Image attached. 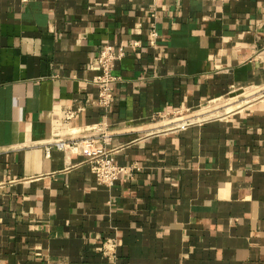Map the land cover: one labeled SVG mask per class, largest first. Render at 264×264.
Segmentation results:
<instances>
[{
  "label": "crops",
  "instance_id": "1",
  "mask_svg": "<svg viewBox=\"0 0 264 264\" xmlns=\"http://www.w3.org/2000/svg\"><path fill=\"white\" fill-rule=\"evenodd\" d=\"M129 38L111 108L65 122L97 97L101 46ZM229 95L251 98L153 120ZM99 122L127 168L112 186L85 162ZM55 136L75 150L47 155ZM0 264H264V0H0Z\"/></svg>",
  "mask_w": 264,
  "mask_h": 264
},
{
  "label": "built area",
  "instance_id": "2",
  "mask_svg": "<svg viewBox=\"0 0 264 264\" xmlns=\"http://www.w3.org/2000/svg\"><path fill=\"white\" fill-rule=\"evenodd\" d=\"M29 1L30 0H21L23 4H27ZM149 36L152 40L159 37L155 22H152L150 25ZM141 46L140 40L133 38H129L125 42L121 41L117 47L110 44L101 46L96 57V63L100 73L90 81L97 87V97L95 99L87 98L78 109L65 108L64 121L67 123L71 122L77 111L82 109L84 105H96L107 112L111 108L116 97L113 85L120 80V77L114 74L116 62L122 59L127 54L128 50L136 51ZM218 112L219 113L209 112L205 114L201 109H198L196 113L190 112V110H177L159 113L153 120H155V118L164 120L165 129L185 128L191 124L220 118L227 113L223 111ZM87 131L89 134L84 138L86 145V149L84 150L85 162L90 165L98 184L112 186L120 173L126 171L127 168L117 165L112 156L113 150L106 149L105 147V144L110 140L108 126L105 122H99L92 126H88ZM96 143H99L100 146L96 145ZM45 147L47 155L50 154L52 147L58 150H65L66 148L75 150L76 148L72 141L58 139L57 137L46 144ZM115 247L116 241L114 239H107L103 244L104 254L113 257Z\"/></svg>",
  "mask_w": 264,
  "mask_h": 264
},
{
  "label": "rangeland",
  "instance_id": "3",
  "mask_svg": "<svg viewBox=\"0 0 264 264\" xmlns=\"http://www.w3.org/2000/svg\"><path fill=\"white\" fill-rule=\"evenodd\" d=\"M232 95L226 96L225 98H221V99H215L212 100L210 102H207L205 104H203L200 108L202 112H204L205 114L212 112V113H219L218 111H223L224 107L228 106L229 103H231L232 99L229 100V98ZM243 98V97H242ZM228 104V105H227ZM203 113V114H204Z\"/></svg>",
  "mask_w": 264,
  "mask_h": 264
},
{
  "label": "bare ground",
  "instance_id": "4",
  "mask_svg": "<svg viewBox=\"0 0 264 264\" xmlns=\"http://www.w3.org/2000/svg\"><path fill=\"white\" fill-rule=\"evenodd\" d=\"M251 98V96H250ZM250 98H246L244 99V102H238V103H229L228 106L224 107L223 112H229V111H233L234 109H236L237 107H240L241 105H243L244 103L246 104V102L250 99ZM242 100V99H241Z\"/></svg>",
  "mask_w": 264,
  "mask_h": 264
}]
</instances>
